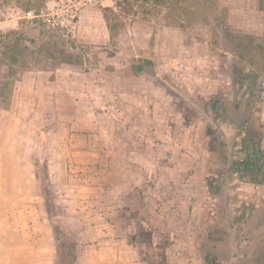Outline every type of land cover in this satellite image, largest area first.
Listing matches in <instances>:
<instances>
[{
  "label": "rangeland",
  "instance_id": "obj_1",
  "mask_svg": "<svg viewBox=\"0 0 264 264\" xmlns=\"http://www.w3.org/2000/svg\"><path fill=\"white\" fill-rule=\"evenodd\" d=\"M114 1L0 0V264H56L58 242L65 264H208L220 185L240 257L264 264V182L208 166L214 131L227 150L264 133V0L136 3L105 11L110 30ZM138 60L155 78L132 75ZM235 93L246 123L214 106Z\"/></svg>",
  "mask_w": 264,
  "mask_h": 264
},
{
  "label": "trees",
  "instance_id": "obj_2",
  "mask_svg": "<svg viewBox=\"0 0 264 264\" xmlns=\"http://www.w3.org/2000/svg\"><path fill=\"white\" fill-rule=\"evenodd\" d=\"M172 0H115L114 7H105L103 16L106 19L108 27L112 30L115 26L113 23H110V18L107 14L108 11L111 15H118L119 13L128 14L132 11L134 5L136 3H144V4H152L154 6H162L171 4ZM177 4L180 3V0H175ZM10 39L6 40V44L14 45L16 43H20L24 36V31H12ZM26 34V33H25ZM247 37L246 35H242L239 38V42L234 43L233 45L238 48V52L243 50L242 38ZM9 40V41H8ZM132 75L138 77H145L148 74L149 77L155 78V74L153 71L148 73L147 68L141 61H137L132 64L130 67ZM243 83L247 86H254V88H259V84H256V75H251L250 71L243 72L241 76H239ZM2 80H0V90L3 88L1 85ZM252 84V85H251ZM214 106L217 103H220V112H223L222 116H226V118L230 119L234 124L246 123L249 121L247 109L249 106L248 99L242 97L240 99L236 98V93L234 99L232 101H225V99H221V96L216 98L214 101ZM228 112V113H226ZM253 132H244L240 137L239 141L237 139L232 138L230 140L231 146L229 149H226L225 139L222 137L220 133V140L217 141L218 135H216V131L210 134L209 139V154L210 161L208 166L209 170H215V168L219 165L220 162V171L223 170L226 174L228 180L233 178L234 172L238 173L239 177L249 176L251 182L255 184H261L264 182V133L261 131L252 130ZM218 146V147H217ZM235 146H238V149H234ZM45 166V165H44ZM34 175L36 178L37 185L40 187L39 194L44 199V201L49 202V192H47L48 187L50 185V181L48 179V174L46 169L44 171V175L41 176L39 174L40 162L35 161L34 163ZM215 178V176H213ZM212 179V178H211ZM214 181H209L208 184H211ZM224 185H220V194L224 195V201L222 204L221 217L220 221L217 222L216 219H211L207 226L206 237L203 242L202 252L204 253V258L208 264H253L252 262H243V257H240L238 249L237 241L234 237L236 231V222L234 218L230 214V210L227 204V194L225 193ZM228 222L229 225H225ZM228 226V227H227ZM56 227L52 226V238L55 241L60 237H64L63 234L57 233ZM229 228V229H228ZM221 233V231H223ZM60 247V248H59ZM262 245L260 248H263ZM65 244L59 246V242L55 244V262L56 264H65L68 261V256L65 257L66 251ZM69 253L74 255V246L71 244Z\"/></svg>",
  "mask_w": 264,
  "mask_h": 264
}]
</instances>
